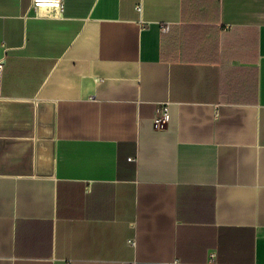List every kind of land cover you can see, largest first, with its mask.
<instances>
[{"label": "crops", "instance_id": "0c3cea01", "mask_svg": "<svg viewBox=\"0 0 264 264\" xmlns=\"http://www.w3.org/2000/svg\"><path fill=\"white\" fill-rule=\"evenodd\" d=\"M32 1L0 0V264H264V0Z\"/></svg>", "mask_w": 264, "mask_h": 264}, {"label": "built area", "instance_id": "2783aa9c", "mask_svg": "<svg viewBox=\"0 0 264 264\" xmlns=\"http://www.w3.org/2000/svg\"><path fill=\"white\" fill-rule=\"evenodd\" d=\"M32 7L36 12L47 13H62L64 9L63 0H33ZM164 31H169V28H164ZM2 66L0 65V73ZM170 120V109L168 105L160 107L155 118L156 128L162 130L166 127ZM133 161V160H132Z\"/></svg>", "mask_w": 264, "mask_h": 264}]
</instances>
